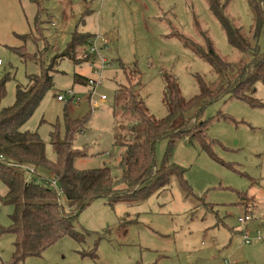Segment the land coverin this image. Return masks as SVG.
<instances>
[{
	"label": "rangeland",
	"instance_id": "rangeland-1",
	"mask_svg": "<svg viewBox=\"0 0 264 264\" xmlns=\"http://www.w3.org/2000/svg\"><path fill=\"white\" fill-rule=\"evenodd\" d=\"M220 1L228 2L231 22L252 41L254 23L246 0ZM41 6L49 20L45 15L43 19L53 26H42L46 45L32 37L37 36L35 3L0 0V76L7 72L11 77L0 106L13 104L16 86H24L28 74L38 72L41 60L43 66H53L52 58L66 48L76 28L83 34L106 36L110 43L103 53L107 67L94 73L97 62L90 61L86 47L77 50L74 64L61 60L53 74V87L23 127L38 134L46 157L55 162L49 134L53 126H59L63 135L65 108L72 120L87 116L84 131L73 142L74 149L87 152L74 161L79 170L110 167L113 176H120L116 166L122 151L115 133H121L122 139L127 134L112 117L118 86L133 89L157 122L165 120L168 112L165 77L176 79L183 100L200 94L199 79L213 93L222 87L218 73L185 41L204 48L203 31L224 61L244 60L228 45L205 0H41ZM260 39L264 50V29ZM24 45L32 56L27 64L10 51ZM76 75L86 79L79 82L74 80ZM90 78L101 80L102 85L89 88ZM69 91L74 101H57ZM254 91L253 97L264 103V85L257 84ZM202 118L207 121V139L217 143L211 147L212 155L220 162L187 137L170 150L166 139L154 149L158 166L165 163L183 169V180L190 188L187 196L172 176L140 201L94 200L74 225L81 235L79 242L64 237L40 257L19 264H264V108L224 97L208 106ZM6 192L0 180V197ZM59 206L65 207L64 200ZM12 213L13 206L0 201V264L8 262L14 251L13 236L1 232L9 228ZM245 216L250 221L241 225L238 219ZM245 235L249 244L243 241ZM92 250L93 259L82 255Z\"/></svg>",
	"mask_w": 264,
	"mask_h": 264
},
{
	"label": "trees",
	"instance_id": "trees-1",
	"mask_svg": "<svg viewBox=\"0 0 264 264\" xmlns=\"http://www.w3.org/2000/svg\"><path fill=\"white\" fill-rule=\"evenodd\" d=\"M30 1L37 8L33 24L37 36L32 37L35 41L44 40L46 45L42 26H52V22L48 21V15L41 8V0ZM205 1L224 31L228 45L243 55L244 60L240 63L224 61L217 55L211 40L203 31L200 34L205 43L204 48L185 41L218 73L222 87L213 93L199 79L200 94L183 100L176 87V79L165 77L164 103L168 112L165 120L159 122L150 118L133 89L118 86L112 117L118 129H124L127 134L122 139L121 133H115L116 145L122 151L116 166L120 172L119 177L113 176L110 167L93 170L74 168L77 158L87 156L85 149L73 148L76 135L82 133L87 125V116L81 120H72L65 108L63 135L60 136L59 126H53V131L49 134L51 146L57 156L55 162L46 157L38 134L23 130L44 95L53 87V74L58 72V63L65 59L74 64L77 50L82 47L89 49L88 42L94 35L80 33L76 28L66 48L52 58L53 66H43L40 59L38 72L28 74L24 86H16L13 104L8 107L0 106V180L7 190L0 201L13 206L11 224L1 232L14 238V251L10 260L4 264H19L28 258H38L64 237L79 242L81 235L74 225L79 213L94 200L102 199L110 204L128 198L140 201L161 189L172 176L177 179L187 196L190 188L183 180V169L165 163L158 166L155 162V145L166 139L170 150L178 140L187 137L191 143H198L200 149L206 151L214 161L220 162L212 155L211 149L217 143L208 140L206 136L207 121L202 118L204 110L224 97L248 103L252 108H264V103L253 97L257 84L264 85V50H261L260 45V35L264 29L263 0H246L254 23L252 41L244 38L241 28L231 22L227 15V1ZM44 15L47 16V21L43 19ZM10 51L25 64L28 63V57H32L28 55L25 45ZM87 56L90 61H95L94 55L87 52ZM10 78L7 72L0 76V103L6 96L5 86ZM75 79L83 83L86 78L76 75ZM123 124L125 126L122 127ZM24 168L33 169L34 173L30 175ZM40 174L49 176L45 178ZM52 181L60 194L50 184ZM60 196L65 207L59 206L62 201ZM100 239L101 237L95 245ZM82 255L93 259L96 254L92 250L89 254Z\"/></svg>",
	"mask_w": 264,
	"mask_h": 264
},
{
	"label": "built area",
	"instance_id": "built-area-1",
	"mask_svg": "<svg viewBox=\"0 0 264 264\" xmlns=\"http://www.w3.org/2000/svg\"><path fill=\"white\" fill-rule=\"evenodd\" d=\"M88 43H89L88 53H89V55L90 54L94 55L95 62H97L96 64L93 63L94 64L93 71H94V73H96L97 70H99V69L102 70V69L107 67L108 61L106 58L103 57V53L108 51L110 43H109L106 36H102L100 34H95ZM0 63H1V61H0ZM101 85H102L101 80H96L93 78H90L87 80V86L89 88L93 89V88H95L97 86H101ZM66 98H69L71 101H74V98L72 97L71 91L64 93V94H60V96L57 97V101L58 102H64V101H66L65 100ZM101 100L104 101L105 97H101ZM76 103H78V101H76ZM24 170L28 171L30 175L34 173L33 169L24 168ZM50 184H52V186L54 188H56L58 194H60V191L58 190L56 184L53 181L50 182ZM249 221H250L249 216H245L243 218L238 219V222L241 225H245ZM243 241H245V243L249 244L247 241L246 235L244 236ZM225 264H229V263L226 262Z\"/></svg>",
	"mask_w": 264,
	"mask_h": 264
},
{
	"label": "crops",
	"instance_id": "crops-1",
	"mask_svg": "<svg viewBox=\"0 0 264 264\" xmlns=\"http://www.w3.org/2000/svg\"><path fill=\"white\" fill-rule=\"evenodd\" d=\"M108 39V38H107Z\"/></svg>",
	"mask_w": 264,
	"mask_h": 264
}]
</instances>
